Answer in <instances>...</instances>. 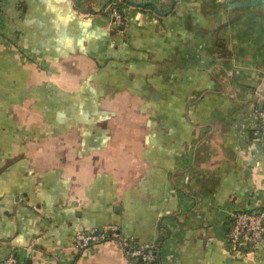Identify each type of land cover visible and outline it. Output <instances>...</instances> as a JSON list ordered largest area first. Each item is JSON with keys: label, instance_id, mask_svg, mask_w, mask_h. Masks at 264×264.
Wrapping results in <instances>:
<instances>
[{"label": "crops", "instance_id": "obj_1", "mask_svg": "<svg viewBox=\"0 0 264 264\" xmlns=\"http://www.w3.org/2000/svg\"><path fill=\"white\" fill-rule=\"evenodd\" d=\"M20 1L0 0V260L135 264L77 246L118 224L158 264H264V234L229 239L264 211V1H128L124 28L111 0Z\"/></svg>", "mask_w": 264, "mask_h": 264}, {"label": "built area", "instance_id": "obj_2", "mask_svg": "<svg viewBox=\"0 0 264 264\" xmlns=\"http://www.w3.org/2000/svg\"><path fill=\"white\" fill-rule=\"evenodd\" d=\"M113 23L118 25L123 23L121 12L117 8L111 10ZM264 99V95L262 96ZM257 114L256 126L260 133L264 134V103L262 108L256 107ZM264 211L263 210H243L233 215V221L230 227L229 239L235 249L239 252H247L251 247L258 244L264 234ZM104 229H111L113 232L117 229L116 224H111ZM117 235V233H114ZM106 239L105 232H99L97 228L90 229L84 233H80L77 246L82 249L88 246L94 240ZM120 243L128 256H142L146 261L154 259L155 253L152 245H143L135 247L131 241V237L124 236L121 238ZM0 264H22L16 255L10 254L0 260Z\"/></svg>", "mask_w": 264, "mask_h": 264}, {"label": "trees", "instance_id": "obj_3", "mask_svg": "<svg viewBox=\"0 0 264 264\" xmlns=\"http://www.w3.org/2000/svg\"><path fill=\"white\" fill-rule=\"evenodd\" d=\"M25 5V1L22 0L20 1V5ZM131 4L126 1V0H111L107 6L108 9H113V8H117L121 14H122V17H123V23H126L127 21V13H126V7L127 6H130ZM25 8V6H24ZM137 8L139 9H147V8H153V6L150 4V5H146V6H137ZM107 10H102L101 13H105ZM115 30V28H113ZM117 30V28H116ZM259 211V210H258ZM232 221H233V217H232V220H231V224H232ZM231 227V225H230ZM101 227H98L97 230L99 232H105L106 234V239H110V238H116L118 239L119 241L121 240V238L123 237L122 234H121V228L120 226H118L117 224V229L115 230V232L117 233V235H115L111 229H104L103 227V231H100ZM229 232H230V228H229ZM131 241L132 243L134 244L135 247H140V246H144L146 247V244L145 243H142L139 241V239H137V237H131ZM153 247V250H154V253H155V257L154 259L150 260V261H146L142 258V256H129V258L135 263V264H158L159 263V258H158V254H159V248H160V245L159 243L155 244V245H152Z\"/></svg>", "mask_w": 264, "mask_h": 264}, {"label": "water", "instance_id": "obj_4", "mask_svg": "<svg viewBox=\"0 0 264 264\" xmlns=\"http://www.w3.org/2000/svg\"><path fill=\"white\" fill-rule=\"evenodd\" d=\"M129 1L130 3L134 4V5H146V4H153L155 6V8L160 11L158 5L151 1V0H148V1H142V2H138L136 0H127ZM264 0H244V1H237L233 4H236V5H255V4H259L261 2H263ZM174 2L175 0H172V5H174ZM106 3L103 4V6L101 8H103L105 6ZM77 5L78 7L82 10V11H85V12H90V13H93L95 11H97V9H95L94 6H89L88 4L86 3H82L81 0H77ZM115 26L118 27L120 26L121 28H124L125 24L124 23H121V24H117L115 23ZM264 95V80L263 82L259 85V87L257 88V91L255 93V99H258V102H259V108H262L263 106V103H264V99H263V96ZM100 231H103V227H101L99 229Z\"/></svg>", "mask_w": 264, "mask_h": 264}, {"label": "rangeland", "instance_id": "obj_5", "mask_svg": "<svg viewBox=\"0 0 264 264\" xmlns=\"http://www.w3.org/2000/svg\"><path fill=\"white\" fill-rule=\"evenodd\" d=\"M108 9V8H107ZM111 10H112V8L111 9H108V11H109V13L111 14Z\"/></svg>", "mask_w": 264, "mask_h": 264}]
</instances>
